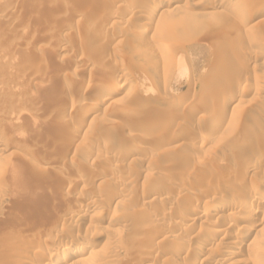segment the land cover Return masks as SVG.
<instances>
[{
    "label": "rangeland",
    "instance_id": "rangeland-1",
    "mask_svg": "<svg viewBox=\"0 0 264 264\" xmlns=\"http://www.w3.org/2000/svg\"><path fill=\"white\" fill-rule=\"evenodd\" d=\"M166 1L0 0V78L16 86L0 92V264H53L99 231L85 264H214L234 248L232 264H264L262 214L211 216L216 201L250 200L243 190L264 181V9L169 0L166 16L181 21L167 30ZM123 80L130 95L83 116ZM228 94L233 110L211 113ZM208 193L216 201L198 210L210 217L192 221ZM49 248L58 254L43 261Z\"/></svg>",
    "mask_w": 264,
    "mask_h": 264
},
{
    "label": "bare ground",
    "instance_id": "bare-ground-1",
    "mask_svg": "<svg viewBox=\"0 0 264 264\" xmlns=\"http://www.w3.org/2000/svg\"><path fill=\"white\" fill-rule=\"evenodd\" d=\"M116 2L117 1H119V0H115ZM121 1V0H120ZM216 3V7L214 8V9H217L219 6H229V5H231V4H242V3H244V2H242L243 0H214ZM112 2H110L109 4L110 5H112L111 4ZM165 4H163L162 6L163 7H165V8H162V11H161V16H159L160 18L163 16V18L168 14V12H170L171 10H168V7H171L175 2L173 1H166V2H164ZM212 3H213V0H212ZM116 4H118V2L116 3ZM214 4V5H215ZM84 5V4H83ZM120 5V4H119ZM211 5V4H210ZM159 6H160V4H158L157 6H156V8L154 9V11L148 16V19L147 20H149V21H153V19L155 18V12H156V10L159 8ZM108 7V6H107ZM161 7V6H160ZM111 8H112V6H111ZM116 8H117V6H116ZM174 8V7H173ZM170 9V8H169ZM264 9V4H262L260 1H256V0H247L246 1V6H245V10L246 11H248V10H256V11H262ZM115 11V10H114ZM172 12V11H171ZM241 13H242V11H240ZM239 13V12H238ZM217 14V13H216ZM236 15H238L237 13H235ZM251 16V15H250ZM249 16V17H250ZM239 17H241V16H239ZM114 18H115V16H114ZM114 18H112V17H110L109 19H107V24H116L115 22H116V20H114ZM159 18V19H160ZM248 18V17H247ZM248 20H249V18H248ZM164 25H165V28L167 29V30H169V29H171V28H173L175 25H177L180 21H181V19H177V18H169V16H166L165 18H164ZM2 53V52H1ZM4 54V53H3ZM3 54H0V59L1 58H3V57H5V56H2ZM6 54V53H5ZM7 55V54H6ZM83 57V56H82ZM33 61V60H32ZM1 62V61H0ZM6 62V61H5ZM2 63V62H1ZM35 62L33 61V64H34ZM36 63H37V61H36ZM31 64V63H30ZM1 65V64H0ZM2 66V65H1ZM1 69H2V67H1ZM4 70V67H3V69H2V71ZM1 71V73L3 74V72ZM1 73H0V75H1ZM6 74V73H5ZM4 75V74H3ZM2 75V76H3ZM10 75V74H9ZM6 76V75H5ZM8 77H11V76H8ZM119 80V79H118ZM12 81H8V78H6V77H1L0 78V92L2 93V90H4V89H10V91L13 89V90H15L14 88H16V86H15V84L14 83H11ZM87 83V82H86ZM85 83V84H86ZM86 85H88V84H86ZM133 85V83L131 84L130 82H129V80H123V81H117V82H113V83H111L110 85H108V88L105 90V93L103 94V98L100 100V102L97 104V106L96 107H92V108H85V110H83L84 112H82V114L84 113V115L83 116H88V115H91L92 113H95L97 110H98V108L99 107H101V106H104L105 104L107 105V103H109V101L110 100H112L117 94H119V93H122L123 91H129L130 89L131 90H133V88H134V86H132ZM18 87V86H17ZM149 88V87H148ZM243 89V88H242ZM142 90H144V89H142ZM4 91H6V90H4ZM150 91V90H149ZM243 92H244V90H242ZM9 92V91H8ZM8 92H7V94H8ZM130 92L131 91H129V94L128 95H130ZM143 92V91H142ZM126 93V92H125ZM148 89H146V90H144V95H148V94H150V93H148ZM127 95V96H128ZM1 96H3V95H1ZM235 95L234 94H228V96H226V95H224V96H221V98H215V99H213V101L211 102L212 104H211V106L210 105H208V104H203L202 106H200L201 108L203 107V108H208L209 106H210V112L211 111H213V113L214 114H221V115H224V114H226V112H229L230 110L232 111L233 109H230V104L232 103V101L235 99V97H234ZM153 98V97H152ZM33 99V98H32ZM34 99H35V97H34ZM72 101V100H71ZM235 101V100H234ZM80 102V101H79ZM172 102L173 101H171V104H172ZM204 102V101H203ZM236 102L237 103H239L240 101H239V99H236ZM235 102V103H236ZM72 103H76V101L75 102H72ZM170 103V102H169ZM45 104V103H44ZM50 104V103H49ZM70 104V103H69ZM110 105H113V104H111V103H109ZM170 104V105H171ZM210 104V103H209ZM76 105V104H75ZM70 106H72V105H70ZM75 107V106H74ZM74 107H72L73 109H74ZM199 107V108H200ZM70 108V107H69ZM132 108V107H131ZM134 108V107H133ZM100 109V108H99ZM202 111H203V109H202ZM230 111V112H231ZM140 112V111H139ZM122 113H125L124 115L126 116V117H132V116H135L136 115V111H135V109H128V108H126V110L124 111V112H122ZM212 113V112H211ZM15 114V113H14ZM12 115V114H11ZM123 115V116H124ZM15 116H17V115H15ZM10 117H12V116H10ZM18 117V116H17ZM135 118V117H134ZM10 119H12V118H10ZM9 119V120H10ZM16 119V118H15ZM18 119V118H17ZM11 122V121H10ZM6 123V122H5ZM84 124V123H83ZM169 125V124H168ZM167 125V126H168ZM10 126V125H9ZM8 126V127H9ZM15 127V126H14ZM19 128V127H18ZM168 128H170L169 126H168ZM16 129V128H15ZM25 133H27V132H25ZM16 137H20V136H22L23 134H22V132H16ZM75 135V134H74ZM77 135V134H76ZM24 136V135H23ZM11 137H13V136H11ZM15 137V136H14ZM176 137V136H175ZM8 138V134L6 133V134H4L3 132H1V130H0V147L2 146L3 147V141L6 139V140H8L7 139ZM78 138V137H77ZM177 138V137H176ZM206 138V137H205ZM16 139V138H15ZM19 139V138H18ZM5 140V141H6ZM72 140V139H71ZM203 140H205V139H203ZM74 141V140H73ZM209 141V140H208ZM17 143V142H16ZM20 144H22L21 142H20ZM19 145V144H18ZM264 146V145H263ZM17 147V146H16ZM19 147V146H18ZM15 148V147H14ZM21 149V148H20ZM263 153L262 154H264V147H263V151H262ZM261 155V154H260ZM260 155H259V157H260ZM246 156V155H245ZM249 157V156H248ZM250 158H251V156H250ZM245 159H247L246 157H245ZM244 159V162H246V160ZM249 159V158H248ZM263 159H264V157H263ZM1 160V159H0ZM259 160V159H258ZM247 161H249V160H247ZM251 162H252V160H251ZM256 163H258V161L256 162ZM243 164H245V163H243ZM260 164V163H259ZM259 164H257V165H259ZM252 165V164H251ZM256 164H254V166H255ZM256 165V166H257ZM243 166V165H242ZM241 166V167H242ZM246 166L247 165H245V168H246ZM248 166H249V164H248ZM253 166V165H252ZM1 167V166H0ZM247 169V168H246ZM245 169V170H246ZM251 169V168H250ZM253 169V168H252ZM1 170V169H0ZM250 171V170H249ZM248 172V171H247ZM253 172V171H252ZM167 185V184H166ZM184 185V184H183ZM182 185V186H183ZM158 187V186H157ZM245 187V186H244ZM163 187H162V185H161V187H159V191L162 189ZM186 188V187H185ZM264 188V181H262V182H260L257 186H255V187H247V188H245L243 191V193H244V195H245V197H247V198H249L250 200H244L243 199V197H244V195H243V193H240V194H242V199H243V201H240V200H229L230 198H228V200H220V201H216L215 200V197H214V194L213 193H208V194H206L204 197H197L195 200H193V203H195V205L193 206V205H191V206H193V207H191V209H190V211H191V214H190V216L191 217H193V218H191V220L192 221H195V220H201V219H206L209 215L207 214V213H205V212H199V206H200V204L202 203V204H209V203H214L215 201H216V203H215V205H213L214 206V208H213V210H212V214H211V216L212 215H218V213L219 212H221V211H224L225 209H228L229 207L230 208H232V206L233 207H237L238 209H240V210H242L243 212H245L243 215H240V214H242V213H236L237 215H235V214H233V212L231 213V216H230V214L228 215V216H230L231 218H232V220H233V222H235L236 224L237 223H241V222H244V221H247V220H249V219H253L255 216L257 217V215L258 214H262V218L264 219V210L262 211V210H260V205L261 204H264V194H263V196L260 198L258 195V192L259 193H261L260 192V190H262ZM164 189V188H163ZM162 189V190H163ZM242 189V188H241ZM158 191V192H159ZM213 191V190H212ZM234 191V190H233ZM116 193V192H115ZM112 194V196H111V201L113 200H116V198H117V193L116 194ZM160 193V192H159ZM214 193H215V191H214ZM239 194V193H238ZM236 195V194H235ZM231 197V196H230ZM233 197H234V199H235V197L236 196H234L233 195ZM93 199V198H92ZM218 199V198H217ZM241 199V200H242ZM95 201V200H94ZM94 201H91L92 203H90V206H88V207H90L91 209H94L95 208V204L96 203H94ZM192 201V200H191ZM204 201V202H203ZM192 203V204H193ZM190 204V203H189ZM97 205V204H96ZM204 206V205H203ZM193 208V209H192ZM233 209V208H232ZM201 210H202V208H201ZM67 212V211H66ZM240 212V211H239ZM161 214V213H160ZM188 214V213H187ZM159 215V214H158ZM215 215V216H216ZM163 216V215H162ZM180 216V215H179ZM190 216H188V217H190ZM164 217V216H163ZM210 217V216H209ZM185 218H187V217H185ZM223 218V217H222ZM261 218V219H262ZM183 219H184V217H183ZM190 219V218H189ZM188 218H187V220H189ZM218 219V218H217ZM224 219V218H223ZM158 220H159V218H158ZM250 220V221H251ZM259 220V219H258ZM160 221V220H159ZM249 221V223H251ZM179 222V221H178ZM225 222V221H224ZM253 222V221H252ZM261 222H262V220H261ZM221 223V222H220ZM226 223V222H225ZM259 223H260V221H259ZM163 224V223H162ZM176 224H178L177 225V228L178 227H180L181 226V223H176ZM159 226V225H158ZM158 226L156 227V229L157 230H159L160 231V229L158 228ZM162 226V225H161ZM175 227V226H174ZM255 227H257L256 228V232H254V233H256V234H258V233H260L262 230H263V228H264V221L260 224V225H256ZM155 228V227H154ZM154 228H152V229H154ZM181 228V227H180ZM155 229V230H156ZM164 231V230H163ZM157 232L158 231H156L155 233L157 234ZM162 232V231H161ZM221 232V231H220ZM217 233H219V231H217ZM154 234V233H153ZM152 234V235H153ZM156 234H154L153 235V237L151 238V239H155V236H156ZM220 234V233H219ZM93 235V234H92ZM105 234L102 232V231H99V232H96V234H95V236H93L91 239L92 240H96L97 242H99V241H101L102 239H104V236ZM158 235H160V234H157V236H156V238L158 237ZM223 235V234H222ZM224 235H225V233H224ZM222 236L221 237V239H226L227 238V242H230V243H235L236 241H237V239L234 237V238H232V236L231 235H228L227 233H226V236L228 235V237H226V236ZM229 236H231L230 238H229ZM67 238V237H66ZM106 238V237H105ZM212 238V237H211ZM246 237H244L243 239H242V241H241V243L243 242H245L246 241ZM92 240H90L91 242H92ZM88 241V240H87ZM90 241H88V242H90ZM97 242H92L91 244L90 243H80V244H75V245H73V246H70L69 248H66V250H64L61 254H59V256H57L56 257V259L53 261V264H66L67 263V261L68 260H71V259H74V261H72L71 263H67V264H85V263H87L88 262V260H86L87 258H85V259H82V257L81 256H85L86 255V253H87V255H88V253L90 254L91 252V250H89L90 249V246H92V248L91 249H94L95 250V248L97 249L98 247H97ZM221 242V241H220ZM51 243H53V242H51ZM57 243V242H56ZM55 243V244H56ZM54 244V243H53ZM54 244V245H55ZM103 244V243H102ZM239 244V243H238ZM54 247V246H53ZM203 249V248H202ZM202 249H198V251H197V254L199 255V256H201V254L203 253V250ZM209 249V248H208ZM43 250V249H42ZM45 250V249H44ZM205 250V249H204ZM53 251H54V249H48V250H46V251H44L43 253H42V258L41 259H43V261L44 260H46V261H48L50 258H52V256L55 254V253H53ZM88 251V252H87ZM219 252V251H218ZM217 252V253H218ZM56 253H57V250H56ZM216 253V252H215ZM239 253V252H238ZM238 253L236 252V250H235V248L234 249H231L229 252H227L226 254L224 253L223 255L224 256H222L221 255V257H219V258H216V261H215V263L214 264H232V259L234 258V257H236V256H238ZM255 253V252H254ZM58 254V253H57ZM57 254H55V256L57 255ZM262 254V253H261ZM109 255V254H108ZM198 256V257H199ZM54 257V256H53ZM81 257V258H80ZM105 257H107V255H105ZM197 257V256H196ZM108 258V257H107ZM147 260V259H146ZM210 260H211V258H210ZM46 261H45V263H46ZM27 263V262H26ZM25 263V264H26ZM236 263V262H235ZM235 263H233V264H235ZM18 264H22V262L21 263H18ZM237 264V263H236Z\"/></svg>",
    "mask_w": 264,
    "mask_h": 264
}]
</instances>
